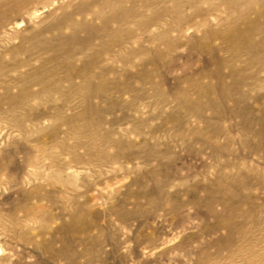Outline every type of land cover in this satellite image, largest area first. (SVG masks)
<instances>
[{"label":"rangeland","instance_id":"1","mask_svg":"<svg viewBox=\"0 0 264 264\" xmlns=\"http://www.w3.org/2000/svg\"><path fill=\"white\" fill-rule=\"evenodd\" d=\"M17 1L0 264H264V0Z\"/></svg>","mask_w":264,"mask_h":264},{"label":"bare ground","instance_id":"2","mask_svg":"<svg viewBox=\"0 0 264 264\" xmlns=\"http://www.w3.org/2000/svg\"><path fill=\"white\" fill-rule=\"evenodd\" d=\"M8 1H9V0H8ZM11 1H12V2H11ZM11 1H10V3H13L12 5H14V3H15L17 0H16L15 2H14L13 0H11ZM18 1H19V2H18ZM18 1H17L18 4L21 3V5H23L22 7L26 6V5L22 4V3H24L26 0H18ZM118 1H120V0H118ZM145 1H146V0H145ZM1 2H2V1H1ZM5 2H6V0H5ZM5 2H4V3H5ZM27 2H28V1H27ZM116 2H117V1H116ZM230 2H231V1H230ZM6 4H7V2H6ZM16 4H17V3H16ZM262 4H263V3H262ZM9 5H10V4H9ZM9 5L7 4L8 7H11V6H12V5H10V6H9ZM106 5H107V4H106ZM118 5H119V3H118ZM3 6H4V5H3ZM3 6H2V7H3ZM104 6H105V5H104ZM16 7H17V6H16ZM253 7H254V6H253ZM263 7H264V6H263ZM109 8H110V7H109ZM256 8H257V7H256ZM0 9H1V8H0ZM114 9H115V8H114ZM116 9H118V8H116ZM254 9H255V7H254ZM14 10H15V9H14ZM250 10H251V9H250ZM259 10H260V9H259ZM261 10H263V9L261 8ZM261 10H260V11H261ZM99 11H100V10H99ZM111 11H112V10H111ZM260 11H257V12H256V13H257V15H256L257 17H255V18H259V17H260V15H259V17H258V12H260ZM101 12H102V10H101ZM262 12L264 13V10H263ZM247 13H248V12H247ZM256 13H255V14H256ZM263 13H262V14H263ZM98 14H99V13H98ZM120 14H121V13H120ZM120 14H119V15H120ZM124 14L126 15V13H124ZM124 14L122 13V16L125 18ZM99 15H101V14H99ZM104 15H105V14H104ZM263 15H264V14H263ZM113 16H114V15H113ZM128 16H129V15H128ZM261 16H262V15H261ZM109 17H111V13H110ZM118 17H119V16H118ZM105 18H108V17H105ZM263 18H264V17H263ZM95 19H96V18H95ZM101 19H102V18H101ZM110 19L114 20L113 17H111ZM110 19H109L108 23H106L105 20H104L105 22H104V21H102V22H104L105 24L108 25V24L110 23V21H111ZM245 19H246V18H245ZM249 20H250V18H249ZM253 20H254V19L252 18L251 21L253 22ZM116 21H117V20H116ZM254 21H256V19H255ZM258 21H260V20H258ZM241 22H242V21H241ZM246 22H248V21H246ZM246 22H244L245 25H247ZM249 22H250V21H249ZM249 22H248V23H249ZM263 22H264V21H263ZM78 23H79V22H78ZM242 23H243V22H242ZM242 23H241V24H242ZM255 23H256V22H254L253 24H255ZM258 23H260V22H258ZM102 24H103V23H102ZM250 24H251V22H250ZM260 24H261V23H260ZM238 25H239V23H238ZM245 25H243V26H245ZM256 25H258V24L256 23ZM80 26H81V25H80ZM80 26H79V27H80ZM239 26H240V25H239ZM239 26H234V28H235V27H239ZM249 26H250V25H248V27H249ZM254 26H255V25H254ZM85 27H86V26H85ZM224 27H225V26H224ZM77 28H78V27H77ZM90 28H91V27H90ZM92 28H93V27H92ZM240 28H243V27H240ZM263 28H264V25H263ZM84 29H85V28H84ZM101 29H102V28H101ZM104 29L106 30V28H104ZM107 29H108V28H107ZM223 29H224V28H223ZM223 29H221V30L224 31L225 29H224V30H223ZM231 29H232V27H231ZM238 29H239V28H238ZM238 29H237V30H238ZM245 29H247V28H245ZM245 29H244V30H245ZM249 29H250V28H249ZM252 29H253V28H252ZM256 29H257V28H256ZM94 30H96V29L94 28ZM233 30H236V28H235V29H232V31H233ZM241 30H242V29H241ZM241 30L239 29V31H241ZM260 30H261V29H260ZM89 32H90V30H89ZM94 32H95V31H94ZM230 32H231V31H230ZM257 32H259V31H257ZM260 32H261V31H260ZM95 33H96V32H95ZM218 33H219V32H218ZM233 33H234V32H231V33L229 34V32H228L227 36H228V35H232V36H233ZM250 33H251V32H250ZM89 34H90V33H89ZM223 34H224V33H223ZM91 35H92V33H91ZM215 35H216V34H215ZM219 35H220V34H219ZM234 35H235V34H234ZM89 36H90V35H89ZM89 36H88V37H89ZM92 36H93V35H92ZM221 36H222V35H221ZM74 37H75V36H74ZM88 37H87V38H88ZM90 37H91V36H90ZM223 37H224V36H223ZM252 37H253V36H252ZM224 38H225V37H224ZM226 38H227V37H226ZM229 38H230V37H229ZM229 38H228V40H230V39L232 40L233 37L230 38V39H229ZM85 39H86V38H85ZM235 39H236L237 42H239V43L241 42V39H239L238 36H236ZM231 40H230V42H231ZM242 40H243V39H242ZM85 41H86V40H85ZM224 41H225V40H224ZM230 42H228V43H230ZM202 45H203V44H202ZM255 46H256V45H255ZM261 46H262V44H261ZM230 47H231V46H230ZM234 48H236V47H234ZM249 51H250V50H249ZM231 52H232V50H231ZM65 58H66V57H65ZM207 90H208V88H207ZM92 108H93V107H92Z\"/></svg>","mask_w":264,"mask_h":264}]
</instances>
